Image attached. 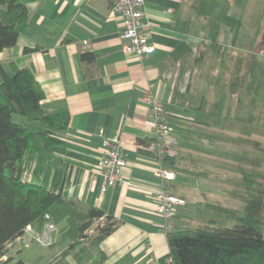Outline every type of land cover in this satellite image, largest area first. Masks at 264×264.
Segmentation results:
<instances>
[{
    "label": "crops",
    "instance_id": "0c3cea01",
    "mask_svg": "<svg viewBox=\"0 0 264 264\" xmlns=\"http://www.w3.org/2000/svg\"><path fill=\"white\" fill-rule=\"evenodd\" d=\"M16 1L27 17L0 61L32 70L43 91L41 108L54 121L42 152L20 161L21 177L47 189L59 178L63 197L97 207L119 224L97 246L72 245L56 224L49 246L10 241L8 263L152 264L153 256H167L168 232L156 212L159 163L142 148L152 137L147 93L163 102L169 126L166 162L175 176L168 190L186 201L168 216L171 230L196 223L190 217L201 205L231 209L204 184L221 186L219 178H227V132L238 128L230 123L242 114L243 95L237 72H228L218 52L220 35L211 38L207 28L206 0H144V32L154 49L143 57L123 51L121 18L109 0ZM6 22L17 23V16L9 14ZM102 136L117 137L127 161L122 179L104 192Z\"/></svg>",
    "mask_w": 264,
    "mask_h": 264
},
{
    "label": "trees",
    "instance_id": "16d2710c",
    "mask_svg": "<svg viewBox=\"0 0 264 264\" xmlns=\"http://www.w3.org/2000/svg\"><path fill=\"white\" fill-rule=\"evenodd\" d=\"M264 4V0H262ZM17 16L9 25L6 17ZM27 17V8L16 0H0V51L14 45L18 23ZM83 58H92L83 53ZM43 91L31 69L13 61H0V251L14 240L26 224L41 227L45 215L59 224L75 245L82 240L93 246L110 235L119 221L97 207H83L63 197L60 179L52 189L21 177L25 153L42 152V143L50 136L53 118L41 108ZM18 115V120L14 119ZM17 118V117H15ZM228 213L238 212L224 209ZM92 229L93 234L88 231ZM169 252L160 264H264V234L250 213L234 226H198L167 233ZM95 244V245H94ZM8 260V259H7ZM2 264H24L22 260Z\"/></svg>",
    "mask_w": 264,
    "mask_h": 264
},
{
    "label": "rangeland",
    "instance_id": "374dc122",
    "mask_svg": "<svg viewBox=\"0 0 264 264\" xmlns=\"http://www.w3.org/2000/svg\"><path fill=\"white\" fill-rule=\"evenodd\" d=\"M203 11L211 38L220 35L218 52L228 72H237L243 95L242 114L230 123L238 128L233 125L227 132V178L225 174L219 178L221 186L208 181L204 187L238 213L201 205L190 217L196 223L186 227L234 226L250 213L264 234V4L262 0H206ZM88 233L92 235V229Z\"/></svg>",
    "mask_w": 264,
    "mask_h": 264
},
{
    "label": "built area",
    "instance_id": "2783aa9c",
    "mask_svg": "<svg viewBox=\"0 0 264 264\" xmlns=\"http://www.w3.org/2000/svg\"><path fill=\"white\" fill-rule=\"evenodd\" d=\"M143 5L144 0H109L111 11L121 18L119 34L123 51L137 57H143L154 49L144 32ZM144 102L151 120L152 137L142 145V148L154 155L159 163L156 175L160 180V188L156 193V212L164 218L163 228L168 232L171 231V226L167 221L168 216L173 212L176 204H184L186 201L168 190L169 183L174 179L175 174L166 162L170 152L167 143L169 126L166 122L164 104L158 96L152 93L145 95ZM102 148L103 155L98 162V168L103 176L101 191L104 192L122 179V170L127 161L117 137L102 136ZM56 230V224L49 215H45L41 227L37 228L28 223L14 240L19 241L23 246H27L29 241L41 246H49L53 242V234ZM9 243L10 241L5 244V247ZM3 259L4 253L0 251V264ZM151 262L160 264L155 256L151 258Z\"/></svg>",
    "mask_w": 264,
    "mask_h": 264
}]
</instances>
